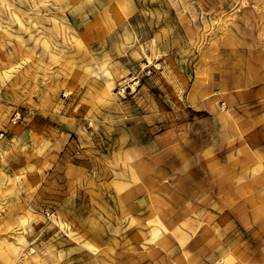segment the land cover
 Returning a JSON list of instances; mask_svg holds the SVG:
<instances>
[{
	"label": "rangeland",
	"instance_id": "obj_1",
	"mask_svg": "<svg viewBox=\"0 0 264 264\" xmlns=\"http://www.w3.org/2000/svg\"><path fill=\"white\" fill-rule=\"evenodd\" d=\"M263 171L264 0H0V264H264Z\"/></svg>",
	"mask_w": 264,
	"mask_h": 264
},
{
	"label": "crops",
	"instance_id": "obj_2",
	"mask_svg": "<svg viewBox=\"0 0 264 264\" xmlns=\"http://www.w3.org/2000/svg\"><path fill=\"white\" fill-rule=\"evenodd\" d=\"M256 168V167H255ZM257 169V168H256ZM262 170V169H261ZM263 174H262V176L261 177H259L262 181H264V171L262 172ZM252 200V197L249 199V201H251ZM237 259H238V262H237V264H248V262L247 263H242L241 261L243 260V258L242 257H237ZM250 264V263H249Z\"/></svg>",
	"mask_w": 264,
	"mask_h": 264
},
{
	"label": "bare ground",
	"instance_id": "obj_3",
	"mask_svg": "<svg viewBox=\"0 0 264 264\" xmlns=\"http://www.w3.org/2000/svg\"><path fill=\"white\" fill-rule=\"evenodd\" d=\"M130 171V170H129Z\"/></svg>",
	"mask_w": 264,
	"mask_h": 264
}]
</instances>
